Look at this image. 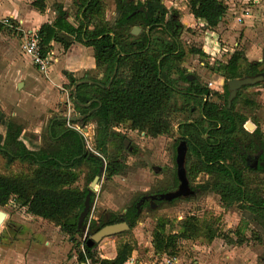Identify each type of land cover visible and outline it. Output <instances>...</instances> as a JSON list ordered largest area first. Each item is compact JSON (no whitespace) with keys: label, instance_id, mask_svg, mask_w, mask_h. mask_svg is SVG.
<instances>
[{"label":"rangeland","instance_id":"1","mask_svg":"<svg viewBox=\"0 0 264 264\" xmlns=\"http://www.w3.org/2000/svg\"><path fill=\"white\" fill-rule=\"evenodd\" d=\"M75 1L77 0L73 3ZM171 1L177 6L186 2ZM250 2L251 0H248L244 5L247 7ZM238 3L235 2L233 7L237 9ZM74 8L76 10L75 5L71 12ZM169 10L170 13L171 10L177 9L174 7ZM115 17V0H101V13L91 22H102L110 28ZM176 17L178 18L177 15ZM92 25L90 23L88 28L90 29ZM134 26L138 28L135 34L131 33V28H126L123 32L138 34L140 26ZM243 27H232L230 32H224L227 30L226 27L206 28L199 21L191 27L181 24L178 40L184 50V56L178 63L179 66L191 76V80L208 88V82L222 78L218 68L237 49L241 50L245 57V61L241 60L238 65L241 76H245L243 69L246 62L256 56L262 61L264 48L262 53L249 52V44H252V37L255 36L247 27ZM14 31L17 32L12 29L0 30V112L4 119L17 125L20 131L18 139L23 146L27 150L52 154L71 144L72 135L69 130H74L82 139L81 148L84 154H93L103 165L113 157L123 163L119 173L112 176L106 175L103 166L98 168L100 170L91 192L93 198L87 212L88 219L97 222L100 218H106L108 212L121 214L126 206L141 196L158 197V194L176 188L174 150L180 139L176 133L177 122L186 117H196V110L192 114L179 110L181 99L175 97L173 102L175 110L170 116L172 126L170 132L154 137L130 129L127 123L107 124L97 109L88 107L86 98H82L81 101L74 95V81L82 78H100L102 74V67H96L92 63L91 48L84 51V48L80 47L77 51L79 54H75L77 55L75 61H78V64L73 71L63 73L57 70L54 75L52 73L54 78L50 79L49 68L53 61H49L45 73L38 71L21 53L18 45L19 36ZM212 31L214 33H210ZM63 36L70 39L68 35ZM262 36L263 29L256 34L258 39ZM212 38H215V43L212 42ZM203 41H207L206 52L202 50ZM190 48L200 49L203 56L189 52ZM54 66L57 67V64H52L51 69ZM65 66L69 68L71 65L66 62ZM18 67H22V73L17 74ZM259 68H262L263 72L264 61ZM175 81L177 89L185 86V82L178 79ZM220 83L221 81H218V84ZM220 86H217V90ZM235 109L238 114L244 115L246 121L253 120L264 137V81L239 88ZM55 121L60 123L53 125L52 122ZM51 124L55 132L64 130L54 139L48 135V126ZM242 128L248 133L251 132L245 129L243 124ZM3 134L4 126L0 125V136ZM101 139L103 144L99 147L98 142ZM122 139H125L123 145ZM193 160L194 158L185 152L184 168ZM246 161V166L251 169L246 177L247 187L254 189L257 196L264 200V163L256 156L248 157ZM36 167V164L27 158L8 161L0 153L1 175L15 178L30 177ZM92 168L93 165L84 160L73 165L70 170L74 173L75 179L69 187L79 191L88 188L93 176ZM186 178L192 194L179 196L174 200H146L134 226L101 238L95 244L96 255H99L96 248L101 250L100 254L108 256L119 244L128 242L133 246L132 252L134 251L130 261L154 264L158 256L153 254L151 234L156 222L158 220L164 222L165 232H176L179 229V220L193 215L201 224H209L216 236L225 237L223 239L214 237L210 241L199 233L192 239L178 240L175 255H181L183 263L193 264L197 260V254L201 252L204 264H264V225L258 215H254L246 208H239L240 203L237 201L227 207L213 186L216 179L214 176L198 173L194 177L186 175ZM148 201L150 206L147 205ZM0 209L5 212L0 224V264H45L42 260L46 256L52 257L51 255L57 260L51 264L67 261L71 255L76 257L77 252L82 250L84 240L91 234L84 226L80 233L71 239L54 221L40 220L34 215L27 214L26 207L20 205L14 196L10 197L6 204L1 205ZM67 239L70 240L68 243ZM240 239L243 242L239 244ZM55 246L66 248L59 253L60 249ZM208 250L214 252L213 257H204L209 253ZM73 264L83 263L75 259Z\"/></svg>","mask_w":264,"mask_h":264},{"label":"trees","instance_id":"2","mask_svg":"<svg viewBox=\"0 0 264 264\" xmlns=\"http://www.w3.org/2000/svg\"><path fill=\"white\" fill-rule=\"evenodd\" d=\"M186 3L189 13L202 21L206 28L215 27L226 11L222 0H186ZM73 4L76 6L77 25H71L58 8L52 24H42L36 35L42 55L48 52V42L52 39L61 42L63 48H67L73 40L91 47L94 65L102 67V74L100 78L74 81L75 97L81 101L86 98L88 107L97 109L107 124L127 123L130 129L151 137L170 132L174 98H180L179 110L190 114L194 110L197 112L196 117H186L177 122L176 127L180 137L178 142L184 140L187 154L194 158L185 168L186 175L194 177L204 173L214 176L213 186L227 207L237 201L239 208L257 214L264 225V200L257 196L254 189L247 187L246 181L251 171L246 166V159L256 156L264 163V137L253 120L255 128L251 132L242 128L246 118L235 109L239 90L230 106H226L225 81L241 76L238 65L241 60L245 61L241 50L235 49L218 68L224 83L222 92H217L187 78L188 74L179 66L184 56L178 40L181 23L176 11L169 13L170 10L160 0H115L116 17L110 28L102 22H91L101 13V0H77ZM90 23L93 25L89 29ZM134 25L140 26L138 34L123 32ZM1 27L11 29L0 22ZM61 32L70 39L62 36ZM188 51L203 56L200 49L190 48ZM262 61L246 62L243 74L261 73L259 66ZM177 79L185 82L183 88L177 89ZM52 123L59 124L60 121ZM0 125L4 126V134L0 136V153L8 161L27 158L37 166L30 177L15 178L0 174V206L14 196L28 213L54 221L71 239L84 226L89 233L121 220L128 228L134 226L140 209L146 203L140 202V197L126 206L121 214L108 212L106 218L97 222L88 219L86 214L81 226L76 225L87 188L79 191L69 187L75 179L70 168L84 160L93 165V176L100 166L104 167L107 176H112L123 167L120 159L110 158L103 165L96 156L84 154L81 137L69 128L66 129L71 131L72 142L60 151L47 154L27 150L18 139L20 131L17 125L4 119L1 112ZM53 125L48 126V135L52 139L64 131L55 132ZM121 143L123 145V139ZM102 144L101 139L98 146ZM174 180L177 184L176 175ZM92 198L91 194L89 204ZM147 205L150 206V203ZM164 225L158 220L152 230L154 253L176 254L178 240L192 239L199 233L208 240L216 236L209 224H201L193 215L179 220L176 232H165ZM238 242L243 241L240 239ZM95 246H87L84 240L76 259L89 264H124L133 250L130 243L123 242L117 246L115 256L106 259L96 255Z\"/></svg>","mask_w":264,"mask_h":264},{"label":"crops","instance_id":"3","mask_svg":"<svg viewBox=\"0 0 264 264\" xmlns=\"http://www.w3.org/2000/svg\"><path fill=\"white\" fill-rule=\"evenodd\" d=\"M160 1L163 4V6L166 7L168 10L175 7V9H177L175 11H176V15L178 16L179 22L185 25L186 27H191L197 21H199V23L203 25L202 21L193 18V16L189 13L186 2L185 4L177 6L176 3L172 2L171 0H160ZM222 1L226 5V11L222 19L217 23L215 27L218 29L220 28L223 29L224 27H226L227 30H224V32L225 31L230 32L229 30H231L232 27H235V28L236 27L239 28L243 26L247 27L250 33L254 34L255 36V37H252V41H253V42L251 41L252 44L251 43L249 44V47H248L249 52L254 53V54L262 53V49L264 48V41L262 39H264V36L259 37L258 39L256 37V34L259 33L261 29H263V33H264V0H255V1L251 0L250 2L251 4H248L247 7L244 5V2L242 0H228V1L222 0ZM235 2H239L237 9L235 6L233 7ZM0 6L2 9V11H0V19L3 17H6L10 21H12L13 24L16 26L17 32L15 31L14 32L15 34L19 36V40H18L19 47H20L21 33H23L24 31H28V30L37 31L38 28L42 24H52L54 19L57 17L58 8H60L63 11L65 19L71 25L75 26L78 23L75 8L73 12H71L72 8L74 7L73 0H0ZM1 24L4 25L3 23ZM0 30H6V29L4 27H1ZM210 33H214V32L212 31ZM61 35L63 36L62 32H61ZM211 40L213 43H215V38H212ZM206 44H207V41H203L202 50L204 52H206V49H205ZM80 47L84 48V51H87L86 49L91 48L90 46H85L81 42L74 41V40L68 45L67 48H63L61 42L53 40V39L48 42V52L45 55L49 57L50 61H53L52 64L54 63L57 64V67L54 66L51 69L52 67V64H51V67L49 68L48 76L50 79L54 78L52 77V73L54 75L55 71L57 70L65 73L68 71H73L75 69V65L78 64V61L77 62L75 61V59L77 58L76 57L77 55L75 54H79L77 51L80 50ZM91 56H92V49H91ZM259 59H260L259 56H256L255 58H253V60H249V62H253V61L259 62L260 61ZM66 62L70 63L71 68L70 67L66 68L67 67L65 66ZM92 63L94 65L93 57H92ZM16 70L18 72V73L16 72L17 74L22 73V67H18L16 68ZM221 79L223 80V77L215 81L212 80L211 86H209L210 88L209 87L208 88L211 90L213 89L217 92H222V84L224 82H221L220 84H218V81H221ZM217 86H220V89L217 90ZM238 90L239 89H237V91ZM203 137H205V135H203ZM27 214L30 215V213H27ZM35 217H37L40 220L43 219L38 216H35ZM213 238H211L210 241H212ZM215 238H222V237L215 236ZM68 239H67V243L68 241H70ZM65 248L66 247L64 246L62 248H59L60 249L59 253H61L62 249H65ZM96 249H98V254H99L98 256H100L101 258L111 259L116 254V250H113L112 252H109L108 256H103L102 254H100L101 250L99 248H96ZM133 252L131 251L129 257L127 258L124 264H140V262H137V260L130 261V256L133 254ZM213 253H214L213 251H209V253L204 255V257L205 256L213 257ZM153 254H155V256L157 255L158 257L161 255H164V254L159 255L158 253H154V252ZM172 255H175V254H172ZM51 256L52 257L46 256V258L42 261H44L45 264H51L53 262H56L57 260L55 256L53 255ZM175 257L177 258V261L175 264H186V263H183L184 260L181 255L180 256L175 255ZM201 258H202V253L200 252L197 254V260L194 261L193 264H204L202 263ZM75 259L76 257L74 255H71L68 257L67 261L63 260L62 262L60 261L57 264H73V261Z\"/></svg>","mask_w":264,"mask_h":264},{"label":"water","instance_id":"4","mask_svg":"<svg viewBox=\"0 0 264 264\" xmlns=\"http://www.w3.org/2000/svg\"><path fill=\"white\" fill-rule=\"evenodd\" d=\"M137 31H138V28L136 26L132 27L131 33L135 34ZM187 78L190 79L191 76L188 75ZM262 81H264V70L263 72L257 73L254 75H245V76L226 80L225 81V84L227 87L226 106L227 107L230 106L231 100L235 97L237 89L245 85H253V84H256ZM221 82H223L222 79H221ZM243 127L250 131H252L255 128L254 124L250 121H245L243 123ZM174 152H175L174 153L175 175H176L178 183H177L176 188L173 191H167V192L158 194L159 199L171 200L179 196H186V195L193 193V191L188 186V181L186 178V172L184 168V155L186 152V145H185L184 140H180L178 142V144L175 146ZM99 170H98V173H99ZM98 173L95 174L92 177L91 181L89 182V186L84 195L82 208L77 215V220H76L77 227L81 226L82 221L88 212L90 194L93 190L95 182L98 179ZM4 217H5V212L0 209V224L3 221ZM127 229H128V225L126 224L124 220L111 223V224H105L101 226L100 228H98L97 230H95L94 232H92L90 235H88L87 238L85 239V244L87 246L96 244L103 237L112 236L114 234L120 233Z\"/></svg>","mask_w":264,"mask_h":264},{"label":"built area","instance_id":"5","mask_svg":"<svg viewBox=\"0 0 264 264\" xmlns=\"http://www.w3.org/2000/svg\"><path fill=\"white\" fill-rule=\"evenodd\" d=\"M242 1L244 3H247L248 0ZM0 22L6 26H9L12 30H16V26L8 18L3 17L0 19ZM20 51L29 59V61L37 68L38 71L45 73L50 59L47 55H42L40 53V49L37 43L36 31L28 30L21 33ZM208 85L211 86V82H208ZM176 261L177 258L175 257V255L164 254L156 258L154 260V264H175ZM84 263L89 264L88 261H85Z\"/></svg>","mask_w":264,"mask_h":264},{"label":"flooded vegetation","instance_id":"6","mask_svg":"<svg viewBox=\"0 0 264 264\" xmlns=\"http://www.w3.org/2000/svg\"><path fill=\"white\" fill-rule=\"evenodd\" d=\"M125 142V139L123 140V144ZM83 152V151H82ZM91 154V153H88V155ZM93 155V154H92ZM148 198V199H147ZM158 198L156 195H153V196H149V197H146V196H141L140 197V202H146V200H149V199H156ZM159 199V198H158ZM149 202V201H148ZM150 203V202H149Z\"/></svg>","mask_w":264,"mask_h":264}]
</instances>
